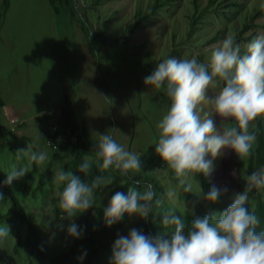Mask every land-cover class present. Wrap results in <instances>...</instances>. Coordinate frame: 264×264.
I'll return each mask as SVG.
<instances>
[{
  "label": "rangeland",
  "instance_id": "obj_1",
  "mask_svg": "<svg viewBox=\"0 0 264 264\" xmlns=\"http://www.w3.org/2000/svg\"><path fill=\"white\" fill-rule=\"evenodd\" d=\"M90 1L74 0L71 12L70 7L61 3L54 11L48 0H0V176L6 180L13 165L28 163L26 158L16 159V151L27 145H32L34 152L48 154L43 164H31L28 173L9 185L24 209L32 213L44 255L29 253L30 248L23 244L24 224L5 218L0 227L7 225L10 231L7 238L0 239V246L13 255L8 264L50 263L75 243L76 238L67 234L71 223L81 227L83 222L89 225L102 220L109 196L117 191L126 194L128 187L142 191L143 185H153L155 199L161 201L154 204L155 214L163 207L166 211L174 209L175 215L198 216L179 197L178 182L171 180L168 166L155 153L156 124L170 100L163 87L146 86L144 78L169 57L191 58L199 53L198 60L204 62L211 47L228 33L234 34L242 52L251 40L264 35V8L262 13L251 15L264 5V0H240L237 7L224 9L225 12L222 0H197L196 8L192 0H174L135 28L131 26L136 12L143 11L154 0H104L96 8H91ZM217 90L211 88L210 93ZM65 100L83 129L84 136L75 142L79 149L92 150L94 133L106 132L140 157L142 165L141 172L127 175L114 168L104 170L103 177H110L113 182L99 187L95 205L89 211L72 218L58 208L56 193L64 185L54 182L58 167L70 171L64 165L72 152L66 148L61 152V160L51 159L50 150L39 135L42 128L54 124L58 108ZM257 119L264 126V117ZM218 123L221 127L231 124L225 120ZM236 159L239 158L234 152L224 149L221 156L212 160L213 170L207 176L223 191L227 190L224 192L228 207L246 183L244 175L241 181L237 180ZM239 160L244 169L245 159ZM47 163L54 172L53 178L50 182L42 178L39 183ZM186 179L197 194V175ZM133 181H139L140 186ZM172 188L177 189V196L170 200L166 193ZM0 197V213H5L10 202ZM198 197L203 202L202 194ZM250 207L252 210L253 205ZM148 216L156 223L152 212ZM143 222L145 219L126 215L117 222V238L131 229L144 233ZM85 230L81 229L80 237ZM113 243L106 244L94 264H110ZM86 251V245H75L70 264H81Z\"/></svg>",
  "mask_w": 264,
  "mask_h": 264
},
{
  "label": "clouds",
  "instance_id": "obj_2",
  "mask_svg": "<svg viewBox=\"0 0 264 264\" xmlns=\"http://www.w3.org/2000/svg\"><path fill=\"white\" fill-rule=\"evenodd\" d=\"M198 56L195 53L191 58H166L143 81L146 86L163 87L170 100L156 124L155 153L173 170L185 193H192V183L186 178L210 175L212 160L224 149L239 159L248 158L257 140L250 126L254 128L253 121L264 117V35L251 40L242 52L234 34L228 33L211 47L204 62ZM211 88L218 90L210 93ZM219 120L232 123L221 127ZM94 134V161L101 170L114 168L124 175L141 172L140 157L112 135ZM16 153L18 161L26 158L28 163L13 165L4 181L6 185L28 173L31 164L40 165L48 159L46 152H34L32 145ZM90 166V159L85 157L78 170L87 173ZM54 182L64 185L56 193L57 206L72 218L93 207L96 190L113 179L97 176L86 183L72 171L58 167ZM133 183L140 186L139 181ZM142 187V191L128 187L126 194L117 191L111 196L103 208L106 226L126 215L147 219L153 212V203L159 205L161 201L155 199L151 184ZM254 189L264 190V167L246 177L243 191L234 194L226 210L193 219L187 232L184 217L169 209L162 220L163 227L171 229L168 235H146L131 229L127 235L119 236L112 245L110 264H264V230L257 231L259 219L246 206ZM202 192L199 187L196 195ZM166 195L175 199L177 189H170ZM221 195L222 190L212 186L203 199L214 203ZM9 231L7 225L0 227V239L7 238ZM67 234L79 238L82 233L78 225L71 223Z\"/></svg>",
  "mask_w": 264,
  "mask_h": 264
},
{
  "label": "trees",
  "instance_id": "obj_3",
  "mask_svg": "<svg viewBox=\"0 0 264 264\" xmlns=\"http://www.w3.org/2000/svg\"><path fill=\"white\" fill-rule=\"evenodd\" d=\"M73 1L74 0H48L49 4L53 7L54 11H58V4L61 3L70 7L71 12H73L71 8L73 5ZM102 1L104 0H92L90 1L89 4L91 8H96V6ZM173 1L174 0H154L153 3L147 6L143 11L138 10L135 14V22L132 24L131 28H135L136 26H138V24L141 21H144L145 19L152 16L157 10L161 9L165 5L172 4ZM222 1L224 2L222 12H225L224 9L237 7L240 2V0H222ZM192 3L196 8L197 0H192ZM262 8H264V5H262L261 8L255 9L251 15L253 16L262 13ZM69 107L70 106L68 105V101L65 100L64 103L58 108V113L53 122L54 124L51 123L48 125V126L56 125L66 134L67 137L66 141L60 143L59 147L56 150L49 149L51 153L50 158L55 160L57 159L61 160L62 159V157H60L61 152L64 149L68 148L72 152V157H70L65 161L64 169H69L75 175L80 176V178L84 182L91 183V181L95 179V177L97 176L103 177L104 170H101L96 165L95 161L92 160L90 169L87 173L79 172L78 169L79 166L84 162L85 159L84 154H86L87 148L85 150L79 149L78 144L71 143L70 141L71 136L75 135V137L79 139L82 138L84 135L82 132L83 131L82 126L76 120L74 113L71 111ZM48 126L41 129L42 133L45 134L44 131L48 129ZM252 131L256 132L257 140L255 145L253 146L252 154L248 158H245L244 160L245 163L244 169L241 168L242 162L239 159H236V174H237L238 182L242 180L241 179L243 178L242 175H244V179L246 182V177L248 175L258 170L259 168L264 167V126L259 119L256 120L255 127L252 128ZM44 134H39L42 137L43 141L45 138ZM168 169H169L168 175L171 178V180L178 182L177 184L179 185V181L176 180L173 170H171L169 167ZM53 175L54 172H52L51 170V165L50 163H47L45 172L44 174H41L39 176L38 182L40 183L42 178L50 182L53 178ZM197 178L199 180L200 188L203 190L202 197L204 194H206L209 191V189L212 186H216L217 188L221 189L219 185L212 183L208 179V177L204 176L203 174H197ZM4 181L5 180L0 176V196H4L5 199L8 198L10 205L5 213H0V222L5 218L8 219L11 218L22 222L25 227V237H26V238L24 237L23 244L30 248L29 253L35 252L38 255H44V244L41 241L39 229L34 223V217L32 213L24 209L19 199L14 194L12 188L9 185H6ZM179 187H180L179 197L184 201L186 205H188V207L191 206L198 215L195 216L191 213L179 214L184 217L185 232H187L192 220L197 217H203L204 215H206L205 212L210 211L211 212L210 214L218 213L226 210L228 207L226 202V195L222 189H221L222 195L220 196V198L214 203H209L204 199L202 202L199 199L198 195L194 194L193 192L185 193L183 187L181 186ZM98 189L96 190V192L98 191ZM113 194H115V192L109 196V199ZM263 194H264V190L254 189L251 193H249V200L246 205L249 211L254 213L259 219V224L257 226L258 232L264 230V195ZM154 204L155 202L153 203V208H154ZM251 205H253L252 210H250ZM91 208L92 207H90V209ZM166 212L168 211H166L163 207H159L158 214L152 212V215L156 218V223H153L151 216H148L145 222H143L144 223V226L142 228L143 232L146 235H153V236L168 235L171 229L164 228L162 224L163 216ZM55 213L58 214L59 211L56 210ZM83 221H85V219H83ZM119 227L120 226L118 225L117 222L113 223L110 226H106L104 219L91 223L89 225L84 224V222L81 223V227H79V229L81 230L86 228L83 237L76 238L75 243L72 245V247L63 250L61 253H59L54 258H52L50 263L48 264H70V259L74 252V246L81 244L86 245L87 247L85 258L82 260L81 264H94V262L100 257V251L106 246V244H108L110 241L113 242L116 240L117 233L120 230ZM16 238L19 239V237ZM13 259L14 258L11 252L0 246V264H8Z\"/></svg>",
  "mask_w": 264,
  "mask_h": 264
},
{
  "label": "built area",
  "instance_id": "obj_4",
  "mask_svg": "<svg viewBox=\"0 0 264 264\" xmlns=\"http://www.w3.org/2000/svg\"><path fill=\"white\" fill-rule=\"evenodd\" d=\"M44 132L45 134L40 131V134H44V142L48 149L56 150L59 147L60 143L66 141L67 139L66 134L56 125L48 126V129ZM76 140L77 137H75V135L70 137L71 143H74Z\"/></svg>",
  "mask_w": 264,
  "mask_h": 264
},
{
  "label": "crops",
  "instance_id": "obj_5",
  "mask_svg": "<svg viewBox=\"0 0 264 264\" xmlns=\"http://www.w3.org/2000/svg\"><path fill=\"white\" fill-rule=\"evenodd\" d=\"M90 148L87 147L86 154H84V157H89L90 161L94 160V155L92 150H89ZM63 153V152H62ZM62 156V155H61ZM69 159V158H68Z\"/></svg>",
  "mask_w": 264,
  "mask_h": 264
}]
</instances>
